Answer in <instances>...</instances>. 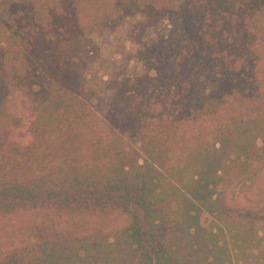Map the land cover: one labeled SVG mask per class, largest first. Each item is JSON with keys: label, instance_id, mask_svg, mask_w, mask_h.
Segmentation results:
<instances>
[{"label": "trees", "instance_id": "1", "mask_svg": "<svg viewBox=\"0 0 264 264\" xmlns=\"http://www.w3.org/2000/svg\"><path fill=\"white\" fill-rule=\"evenodd\" d=\"M52 1L0 0V264H264V0ZM131 12L176 26L101 118L84 44Z\"/></svg>", "mask_w": 264, "mask_h": 264}, {"label": "rangeland", "instance_id": "2", "mask_svg": "<svg viewBox=\"0 0 264 264\" xmlns=\"http://www.w3.org/2000/svg\"><path fill=\"white\" fill-rule=\"evenodd\" d=\"M127 3L130 5V2ZM90 8L101 20L105 18L109 7L101 0H96L90 4ZM117 19L111 24L104 19L100 21L101 29L97 27L84 44L90 55L83 68L81 96L101 118L113 110L114 103L125 102L127 97L133 96L132 87L127 83L129 79L147 77L153 79L158 86L160 81L154 80L156 72L145 60V55L153 50L154 42L158 37L169 34L176 26L174 21L161 19L157 25L148 27L141 15L134 12ZM258 20L264 29V13L258 16ZM18 70L19 67L15 62L7 61L6 71L10 83L15 80ZM197 78L198 83L207 82L212 86L219 79V75L217 72L200 73ZM15 86L17 85L12 84V89L18 88ZM128 223L129 217L115 212L111 215L104 233L111 237ZM258 229L262 237L261 226H258ZM242 264L255 263L250 259Z\"/></svg>", "mask_w": 264, "mask_h": 264}]
</instances>
